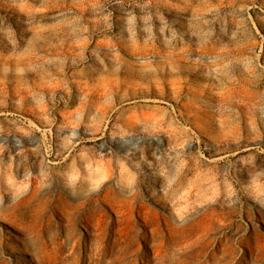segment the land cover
Returning a JSON list of instances; mask_svg holds the SVG:
<instances>
[{
	"label": "rangeland",
	"instance_id": "1",
	"mask_svg": "<svg viewBox=\"0 0 264 264\" xmlns=\"http://www.w3.org/2000/svg\"><path fill=\"white\" fill-rule=\"evenodd\" d=\"M0 264H264V0H0Z\"/></svg>",
	"mask_w": 264,
	"mask_h": 264
}]
</instances>
